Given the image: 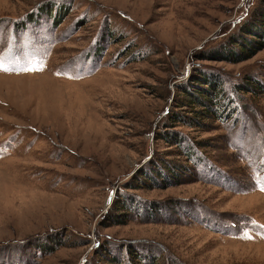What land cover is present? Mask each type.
I'll return each mask as SVG.
<instances>
[{"label":"rangeland","instance_id":"374dc122","mask_svg":"<svg viewBox=\"0 0 264 264\" xmlns=\"http://www.w3.org/2000/svg\"><path fill=\"white\" fill-rule=\"evenodd\" d=\"M0 264H264V0H0Z\"/></svg>","mask_w":264,"mask_h":264},{"label":"snow or ice","instance_id":"6c2138e0","mask_svg":"<svg viewBox=\"0 0 264 264\" xmlns=\"http://www.w3.org/2000/svg\"><path fill=\"white\" fill-rule=\"evenodd\" d=\"M23 71H28V70H30V69H22Z\"/></svg>","mask_w":264,"mask_h":264}]
</instances>
